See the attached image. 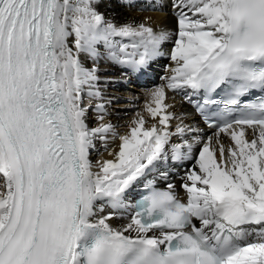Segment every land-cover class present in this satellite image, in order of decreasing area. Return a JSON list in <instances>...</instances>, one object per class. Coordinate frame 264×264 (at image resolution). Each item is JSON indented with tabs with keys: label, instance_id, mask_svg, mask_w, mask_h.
I'll return each mask as SVG.
<instances>
[{
	"label": "snow or ice",
	"instance_id": "6c2138e0",
	"mask_svg": "<svg viewBox=\"0 0 264 264\" xmlns=\"http://www.w3.org/2000/svg\"><path fill=\"white\" fill-rule=\"evenodd\" d=\"M0 264H264V0H0Z\"/></svg>",
	"mask_w": 264,
	"mask_h": 264
},
{
	"label": "bare ground",
	"instance_id": "6f19581e",
	"mask_svg": "<svg viewBox=\"0 0 264 264\" xmlns=\"http://www.w3.org/2000/svg\"><path fill=\"white\" fill-rule=\"evenodd\" d=\"M136 15H140V14L139 13H136ZM147 15H152L154 18H158L160 14H158V13H147ZM169 23H170V26H172L171 25V22H169ZM167 47L168 46H166V48ZM169 63H170V61L168 59L161 58L157 62V64H155L153 66L154 71L152 73V76H153V78L155 80L154 84L160 83V79L159 78L162 75H164V67H165V65H168ZM151 86H152L151 82L150 81H146V84H133V85L130 84V85H127L126 88L131 87V90L130 89L128 90L126 88H122L121 91H120V93H119V95H121L122 98H123L122 99V102L119 105H114V107H119L120 109H123L124 111H122L120 113V119H119V121L116 120V114L114 113L113 116H112L113 122L114 123L115 122H118L120 124H125L128 121V119H130V117L132 115V106L126 103V101L128 100L129 96L130 95H137V96H139L140 97L139 104L142 105L143 102H144V89L145 88H150ZM110 91H111V89H110ZM169 102H171V101H169ZM178 108H179V106H178ZM123 130L124 129L121 128V131H123ZM224 142H225V144L228 143L227 138H225ZM96 158L97 157L94 154L93 155V159L95 160ZM104 158H109L107 156V153H104ZM178 182L179 181H177V183Z\"/></svg>",
	"mask_w": 264,
	"mask_h": 264
},
{
	"label": "rangeland",
	"instance_id": "374dc122",
	"mask_svg": "<svg viewBox=\"0 0 264 264\" xmlns=\"http://www.w3.org/2000/svg\"><path fill=\"white\" fill-rule=\"evenodd\" d=\"M126 89H128V90L130 89V90H131V87H128V88H126Z\"/></svg>",
	"mask_w": 264,
	"mask_h": 264
}]
</instances>
